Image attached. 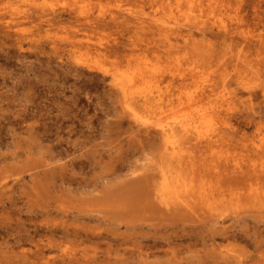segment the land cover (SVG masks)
Returning a JSON list of instances; mask_svg holds the SVG:
<instances>
[{"label": "rangeland", "instance_id": "rangeland-1", "mask_svg": "<svg viewBox=\"0 0 264 264\" xmlns=\"http://www.w3.org/2000/svg\"><path fill=\"white\" fill-rule=\"evenodd\" d=\"M6 1L0 0V7ZM50 1L46 0V2ZM9 2L12 3L15 0H9ZM62 2L61 0L54 1L57 9L55 13H58L54 18L49 15H44L45 18H37L36 8H34L33 3L40 5L41 0L28 4L26 9L25 7H20L19 10H25L26 14L12 11L13 7L17 6L16 3L12 6H7L6 4L4 9L2 8L0 11V14L4 15L1 17L0 22H7L10 25V35H4L3 29L0 27V189L2 188L0 195L3 193L1 195L3 197L0 196V264H30L20 253V250L24 248L26 254H30L32 246H29V242L13 244V241L19 235H27L36 227H38L36 229L41 234L44 231L46 232V227L57 231L58 228L60 230L66 227L68 222L69 227H72L71 223L74 221L82 223L86 230H83L82 233L86 232L91 236V241L96 242L94 238L102 232L100 233L101 236L98 235L99 237H96L98 242H101L99 246L102 249L108 248L109 245L111 246L109 249L111 251L117 249L116 251H118L119 255V257H116L117 259L126 257L121 254L122 252L125 253L132 248L135 250L136 248L133 246L140 245L145 250L146 247L144 245L147 244V249L149 247L152 250L148 249V251L153 254L144 261V264H176L182 262L185 264H204L202 262L209 264L213 260L211 261L210 258L205 259L204 257L205 261L201 260L202 257H199V255L202 256V251L204 253V249L201 251L202 245L206 243L207 246L204 245V247L209 250L212 248V245L209 244L215 242L218 246L216 248L224 255H226L225 252H229L228 254L230 255L232 253L228 251L230 249H237L240 254L238 264H264L263 176L262 178H256L250 174V179L242 177L241 180V176H237L236 178L238 179H236L232 176V173H230L232 177L226 179L224 176L226 174L225 171L221 172L224 177L222 175V177L214 175L216 166L220 167V170H224L225 166L235 162L240 166H245L242 169H245L247 165L250 166V164L264 167V0H221L209 7L208 9H213L212 11L217 14L216 16L220 17L219 19L224 21V24H227V28L229 27L227 33H223L221 28L211 24V21L199 27H189L185 21L186 23L180 24L179 27L175 28L178 33L175 30V32L170 34V43L174 45L171 50L177 51L176 56H192L193 59H198L200 62H207L209 59L215 58L220 60V63L222 62L223 66L221 67L226 70L223 72V75L225 74V86L220 80L215 83L229 102L228 105L223 107L221 120L216 124L217 129L213 132L216 136L211 137L209 140L200 139V142L194 138L190 139L185 144L184 155L185 161L191 170H196V173L201 171L199 174L201 176L205 175V177H199L202 182L197 180L198 177H193L194 184H202L206 190L221 184L222 188L228 186L229 190L233 188L236 191L237 189V196H239V199H235L236 202L233 200L235 203L223 202L222 204L210 205L209 207L211 208L206 207L203 203L196 202L197 200H193L194 203L191 202L192 204H190L192 205V210L186 212L178 209L182 212H175L177 215L182 214L184 218L181 219L182 222L175 217L174 212L168 211L167 213L166 208L160 209L157 201L155 202L151 198L147 200L144 198L143 200V195L140 197L141 199L139 198L140 204L131 205V212H127L129 207L125 211V208H120L117 206L119 204L116 201L111 200L117 198L116 190H111L120 184L126 183V181H130L128 179L129 174L131 176L133 174L136 178L138 176L135 175L137 174L135 172L139 173L141 171L143 174L142 168L145 167V170L148 166L153 165L157 167L161 161L159 155L160 138L156 133L157 128L148 127L150 134L146 135L141 131L144 128L146 129V127H138L137 129L140 130V133L136 136L140 137L141 141L131 136L130 129L133 128L135 130V125L137 124L132 123L125 114L121 116L120 95L111 86L109 74L114 71L115 67L125 63L124 54L133 52L136 54L137 61L140 55L144 56L145 54L154 63L157 60L153 55H157L159 57L158 63L160 64V61L164 59L163 64H165L167 61L165 56L168 55V50L165 48L166 44L164 43L167 41L158 34L156 21L161 20L167 13V0H118V3L117 0H78V5L83 6L82 9L85 8V10L83 9L87 12L85 13L88 14L90 12L89 14H92L89 16L88 21L83 16L73 12V9L68 4L64 5ZM112 10L115 14H123L124 17L121 16V18H116L115 20L110 19L112 17L111 13H113ZM24 15L26 18H24ZM7 17L9 20H6ZM148 18L152 20H148ZM10 19L12 22H10ZM46 20L49 21L46 22ZM83 21H85V24ZM13 22L15 23L14 25ZM104 22H108L107 26ZM79 23L81 25H78ZM23 24H26L27 28ZM185 24L188 26L187 28ZM16 27L18 28L16 29ZM76 28H81V30L79 29V31ZM93 30L96 31L94 32ZM14 33L17 36H14ZM45 33L48 34V38L45 37ZM84 33H86V36ZM187 34H191V36L188 37ZM65 36H68L69 39L74 38V40H77L80 38L78 39L79 41L84 40L81 41L83 43L80 44L79 49L73 51L70 57L68 50H71V47H65L63 42ZM52 38H55V42L58 43L56 50L51 43L49 44ZM192 39L195 40L194 43H192ZM16 41L19 42V45ZM91 41L97 42L92 43ZM104 45L107 46V49H105ZM209 46L216 48V50H208L209 54L206 55L204 54V49ZM115 51L116 53H114ZM210 51H212L211 54ZM214 51L219 54H213ZM232 52L233 54H231ZM237 53L242 54L241 56H244L247 60L244 57L242 58L249 61L251 66L247 62H243L240 69L242 65L243 68L235 71L237 67L235 70L233 68L237 60L234 58ZM156 62L155 65H159ZM121 68L123 69L124 66H121ZM257 70L260 72H257ZM227 71L228 73H226ZM218 72L221 73V69ZM169 79L168 77L161 86L164 89H162L163 92L169 91L171 94L178 90L176 81L178 77H174L173 81H168ZM256 80L258 81L256 82ZM223 87H225L224 90L222 89ZM165 95H168V93H165ZM139 113L145 114L142 109H139ZM150 114L159 116L155 112ZM152 116L148 117L152 120ZM141 134L143 135L142 138ZM146 136L148 138H145ZM143 138L151 139L152 141L144 140ZM68 159L71 160L69 161ZM66 162L69 164L67 165ZM72 162L74 165H71L73 164ZM149 162L151 165H148L150 164ZM61 165L65 166L62 167ZM231 166L227 168L230 170ZM250 167H248L249 173H253V166L251 165ZM52 171L54 172L51 174L50 172ZM62 171L63 173H61ZM141 173L139 176L142 175ZM133 176L132 178H134ZM32 177L34 179H31ZM235 179L237 181L240 179V181L237 182ZM243 179L247 181L245 182ZM83 181L86 182L84 183ZM253 183L254 185H252ZM235 184H237V187L234 186ZM240 184L245 185V187L242 186L240 189ZM87 186L92 196L89 194ZM223 192L225 193V191ZM95 195L99 198L94 197ZM243 195L246 197L244 198ZM249 195L256 201H250L252 198ZM92 198L93 201L91 200ZM31 201L33 204H31ZM151 201L154 202L153 206ZM155 205L158 211L153 209ZM150 206H152V209H150ZM147 208L149 211L146 210ZM180 208L182 207L180 206ZM37 211H39L38 214ZM163 211L164 215L168 216H164ZM80 215L86 218L83 219ZM27 217L31 218V220L27 219ZM97 217L102 218L98 219ZM200 217L205 219L206 222L209 220V222L203 226L202 221L204 220L202 218L201 223L198 222ZM103 218L110 221V223L106 221L109 224L107 225L108 227ZM45 222H47V225ZM187 222L190 225L198 222L203 229L200 226L196 227L198 224L186 227L188 225H186ZM98 223L99 227L97 226ZM37 224L42 225L37 226ZM53 224L56 225L57 229ZM182 224H185V226ZM212 224L216 228L226 226L228 230H223L227 233L221 229L219 231H223L225 235L223 236L219 232L212 239L210 235L213 234V232L211 233L213 230L211 228L213 227ZM68 225L66 228L70 230ZM42 226H44V229L41 230ZM180 228L182 230H179ZM198 228L200 231L202 229V233H206L200 235L209 236L210 240H208L209 238H201ZM189 229L197 230L195 236L196 239L199 238L197 239V244L193 240L190 242L195 244V247L189 245L192 247V249L190 247L191 250L189 249L191 252L188 249L186 250L189 247L186 246L189 243V238L188 234H184L188 233ZM239 229H242L243 233L241 231L240 233ZM243 230H247V234ZM230 231L235 232L231 233ZM136 232L138 233L135 235L134 233ZM139 232L145 233V235L142 234L141 237ZM249 232L250 235L248 234ZM120 233L122 234L119 235ZM11 234L12 237L10 236ZM113 234L115 237L116 235L119 236H117L119 241H109L111 240L109 238L114 237H110ZM254 235H256V239H253ZM122 236L123 238L127 237L120 239ZM162 236L164 239H169L170 244H166L167 241H162ZM217 236H220L221 239L223 238L222 241L227 238L232 239L222 242ZM100 237H103L104 240ZM142 238H144V241ZM246 238L248 239L246 240ZM131 239L134 240V245H131L133 244ZM146 239L149 241H145ZM214 239L215 241H211ZM122 240L124 242L127 241L125 242L127 245H122V243L124 244ZM216 240L220 241L217 242ZM233 241L234 243H232ZM163 243L166 246L157 247V244L163 245ZM172 243L177 244V246ZM92 246L86 250L90 252L91 250L89 249ZM240 247L246 251H242V249L240 252ZM79 249H75L72 246L68 247V245L67 247L62 246L60 250L55 249L50 251V253L47 252V256L53 258L52 264H61L60 261L71 253H76L77 258L81 253ZM101 251L102 254L100 253L98 256L101 259H105L106 252L104 249ZM141 251L143 253V250ZM164 252H167V254ZM238 253L233 252L234 256H237ZM196 255L197 257H195ZM197 259H200L201 262L195 263ZM230 260L232 261L230 263L234 264L237 259ZM220 262L221 260H219ZM36 263L39 264L38 262ZM100 264L109 263L102 262Z\"/></svg>", "mask_w": 264, "mask_h": 264}, {"label": "bare ground", "instance_id": "bare-ground-1", "mask_svg": "<svg viewBox=\"0 0 264 264\" xmlns=\"http://www.w3.org/2000/svg\"><path fill=\"white\" fill-rule=\"evenodd\" d=\"M53 1V2H52ZM54 1L56 0H51L50 2H46V0H41V4L40 5H36L34 4L33 2H36V0H15V2H9V0H7L5 2L4 5L7 4V6H12L13 4L16 3L17 6L13 7L12 11L14 12H18V13H27L25 10L23 11H20V7H25V9L27 8L26 6H28V4H32L33 3V6L34 8H36V15H37V18H41V17H44V15H49L50 17L54 18L55 16H57V14L55 13V11H57L56 7H55V3ZM80 1V0H79ZM204 1H206L204 3ZM218 1H221V0H174V1H170V0H167V7H168V11L167 13L163 14L164 17H162L161 20H158L156 21L157 22V26H158V31H159V35L162 36V39L166 40L167 42H163L164 44H166V49L168 50V55L165 56L166 57V62L165 64L164 63V59L160 61V64L158 63L159 60H158V56L157 55H153V57L156 58L157 62L159 65H155V62L152 63V61H150L148 59L147 56H139L138 58V61L136 59V54L135 52L131 53V54H124L123 57L125 58V63L121 66H124V68L120 69L121 66L119 67H115L110 74V84L111 86L119 93L120 95V108H121V113L119 111V113L121 114V116H124L122 114H125L126 116L129 117V119L132 121V123H136L137 125L135 130L133 128L130 129L131 131V136H134L136 137V140H139L141 141L140 137L136 136V135H139L140 133V130L137 129L138 127L140 126H143L146 127V129L144 128L143 130H141L144 134L148 135L150 134L149 130L147 129L148 127H156V133L159 135V155L161 157V161L159 163V165L156 167L153 166H148V165H151L148 164L147 167L145 170L144 168H142L141 170L143 171V174L141 173V171L138 172H135L137 174L138 177L135 178V176H132L134 178H132L131 174H129L130 176H128L130 179V181H126V183L124 184H120L118 185L117 187H115V189L113 188L111 191L113 190H116L117 194H116V197L115 200L114 199H111L113 201H116L117 206H119L120 208H125V211L127 210V207H129V209L127 210V212H131V209H132V204H136V203H139V198L143 195V200L145 198V200H147L148 198H151L152 200H154L155 202L157 201L158 204H159V208H166L167 210V213L168 211L169 212H174L173 214H175V212L179 211V212H182L181 210H185L186 212H188L189 210H192V204L191 202L194 203L193 200H197L196 202H200V203H203V205L205 204V206L209 207L210 205H217V204H222L223 202L225 203H233L235 201V199H239V196H237V189L236 191H234V189H228L226 186V188H222V185H218V186H215L214 188L212 189H209V190H206V188L203 187L202 184H194L193 182V177H198L197 180H199L200 178L199 177H205V175L203 174L201 176V174H199L201 171H199V173H196L195 171L196 170H191L190 167L188 166L187 162L185 161V144L190 140V139H196V141L200 142V139L201 140H209L211 137H215L216 134H214L213 132L217 129L216 127V124L221 120V117H222V110H223V107H225L226 105H228V101L227 99L225 98V95L224 93H222L218 87L219 86H216L215 83H217V80H220V82L222 83L223 82V86H225L226 83H224V79H225V74L223 75V72L226 71L225 68L223 69V64L222 62L220 63V60L218 59H215V58H212V59H209L207 62L203 59V61L205 62H200L198 61V59H193L192 56H188V57H178L176 56V53L177 51H173L171 50L174 45L170 43V34H172L173 32H175V28L179 27L180 24H184V23H188V26L189 27H199V26H203L205 24H207L209 21H211V24L213 25H216V27L218 28H221V30L223 31V33H227L228 31V28H227V24H224V21L220 20L218 18V16H216L217 14L215 12H213L212 10L213 9H208L209 7H211L214 3L218 2ZM39 2V1H38ZM62 2V0H61ZM98 2V1H97ZM96 2V3H97ZM172 2V3H171ZM11 3V4H10ZM58 3V2H57ZM95 3V2H94ZM117 3H118V0H117ZM204 3V4H203ZM60 4V2H59ZM58 4V5H59ZM62 4H68V6L70 8L73 9V12H76L78 15H81L83 16V18L85 20H89V16L92 15V14H89L90 12V9H89V13L86 14L87 12L84 11L85 8L82 9L83 6H79L78 5V0H64L62 2ZM2 6L0 7V11L1 9L5 6ZM21 5V6H20ZM84 5V4H83ZM115 5V4H114ZM205 5H206V8H205ZM60 6H63V5H60ZM87 6V5H86ZM98 7V6H97ZM106 7V6H105ZM104 7V8H105ZM12 8V7H11ZM29 8V7H28ZM38 8V9H37ZM57 8H59L57 6ZM64 9V8H63ZM62 9V10H63ZM94 9V8H93ZM119 9V8H118ZM33 10V9H32ZM35 10V9H34ZM87 10V9H86ZM96 10V9H95ZM102 10V9H101ZM120 10V9H119ZM30 11V10H29ZM71 11V10H70ZM103 11V10H102ZM126 11V10H125ZM46 12V13H44ZM86 12V13H85ZM96 12V11H95ZM98 12V11H97ZM113 12V10H112ZM3 13V12H2ZM7 13V12H6ZM34 13V12H33ZM106 13V11H105ZM16 14V13H15ZM101 14V13H100ZM112 14V17H110V19H113L115 20L116 18H121V16L124 17L123 14H115L114 12L111 13ZM125 14V13H124ZM10 15V14H9ZM14 15V13H13ZM18 15V14H17ZM94 15V14H93ZM102 15V14H101ZM104 15V14H103ZM4 16L2 14H0V21H1V17ZM19 16V15H18ZM22 16V15H21ZM46 16V17H47ZM135 16V15H134ZM9 17V16H8ZM7 17L6 20H9ZM16 17V16H15ZM59 17V16H58ZM99 17V16H98ZM143 17V16H142ZM20 18V17H18ZM24 18L25 15H24ZM45 18V17H44ZM104 18V17H103ZM102 18V19H103ZM22 19V18H21ZM92 19V17H91ZM97 19V18H96ZM137 19V18H136ZM139 19V18H138ZM147 19V18H146ZM151 19V18H148V20ZM19 20V19H18ZM122 20V19H121ZM141 20V19H140ZM152 20V19H151ZM154 20V19H153ZM4 21V20H3ZM21 21V20H20ZM23 21V20H22ZM49 21V20H46V22ZM57 21H58V18H57ZM99 21V20H98ZM136 21V20H135ZM186 21V22H185ZM10 22L11 19H10ZM42 22V21H40ZM51 22V21H50ZM60 22V21H59ZM62 22V21H61ZM75 22V21H74ZM84 24H85V21H83ZM102 22V21H101ZM99 22V23H101ZM150 22V21H149ZM154 22V21H153ZM18 23V22H16ZM33 23V22H32ZM78 23V22H77ZM91 23V22H90ZM89 23V24H90ZM94 23H96L94 21ZM103 23V22H102ZM106 23V22H104ZM108 23V22H107ZM107 23H106V26H107ZM15 23L13 22V25ZM21 24V23H20ZM41 24V23H40ZM50 24V23H49ZM12 25V26H13ZM24 27H26V24H23ZM30 25V24H29ZM35 25V24H34ZM37 25V24H36ZM78 25H81L80 23ZM83 25V24H82ZM94 25V24H93ZM98 25V24H97ZM96 25V26H97ZM150 25V24H149ZM77 26V25H76ZM100 26V25H98ZM156 26V24H155ZM186 28L188 27L186 24H185ZM0 27L3 29V34L4 35H10V25L9 23L7 22H0ZM15 27V26H14ZM20 27V26H19ZM82 27V26H81ZM88 27V25H87ZM91 27V25H90ZM146 27V25H145ZM18 27H16L17 29ZM27 28V27H26ZM86 28V27H85ZM95 28V27H94ZM139 28V26H138ZM143 28V27H142ZM157 28V27H156ZM42 29V28H41ZM46 29V28H45ZM77 30H81V28H76ZM75 29V30H76ZM91 29V28H89ZM148 30V28H146ZM76 30V32H77ZM79 30V31H80ZM88 30V29H87ZM92 30V29H91ZM146 30V31H147ZM153 30V29H152ZM188 30V29H187ZM25 31V29H24ZM46 31V30H45ZM66 31V30H65ZM90 32V30H88ZM87 31V32H88ZM94 32L96 30H93ZM145 31V30H144ZM177 31V30H176ZM191 31V30H190ZM203 31V30H202ZM47 32V31H46ZM156 32V31H155ZM178 33V31H177ZM67 34V33H66ZM72 34V33H71ZM157 34V36H158ZM16 34L14 33V36ZM45 37H49L48 34L45 33ZM76 35V34H75ZM84 35L86 36V33H84ZM188 37L191 36V34H187ZM17 36V35H16ZM74 36V35H73ZM5 37V36H4ZM62 37V36H61ZM60 37V39H62ZM17 38V37H16ZM76 38V37H75ZM182 38V37H181ZM185 38V37H183ZM193 38V37H191ZM198 38V37H197ZM196 38V39H197ZM35 39V38H34ZM59 39V40H60ZM77 39V38H76ZM80 39V38H78ZM74 40V38H71L69 39L68 36H65L63 38V42L65 43V47L66 46H70L71 47V50H68V55L70 57V55L73 53V51L79 49V46L81 43V41H84V40ZM82 39V38H81ZM154 39V38H153ZM156 39V38H155ZM199 39V38H198ZM203 39V38H202ZM65 40V41H64ZM26 41V40H24ZM87 42V40H85ZM199 41H202V40H199ZM204 41V40H203ZM206 41V40H205ZM17 44L19 45V42L16 41ZM32 42V41H31ZM92 42V41H91ZM97 42V41H96ZM96 42H92V43H96ZM195 40L192 39V43H194ZM197 42V40H196ZM34 43V42H33ZM52 44V47L55 49L56 46L58 47V43L55 42V38H52L51 41H49V44ZM60 43V42H59ZM106 43V42H105ZM158 43V42H157ZM200 43V42H199ZM210 43V42H209ZM28 44V43H26ZM98 44V43H97ZM104 44V43H103ZM102 44V45H103ZM107 44V43H106ZM207 44V43H206ZM63 45V44H62ZM61 45V46H62ZM92 45V44H91ZM100 45V44H98ZM101 45V46H102ZM159 45V43H158ZM198 45V44H197ZM235 45V44H234ZM202 46V45H201ZM104 47H106L105 49H107V46L104 45ZM186 47V46H184ZM206 47V46H205ZM22 48V47H21ZM51 48V47H50ZM86 48V47H85ZM88 48V47H87ZM96 48V47H95ZM103 48V47H102ZM110 48V47H109ZM163 48V46H162ZM92 49V47H91ZM104 49V50H105ZM165 49V50H166ZM201 49V48H200ZM216 50V48L212 47V46H209L207 49H204L205 50V53L204 54H209L208 53V50ZM227 49V48H226ZM233 49V48H232ZM20 50V49H19ZM56 50V49H55ZM94 50V49H92ZM103 50V49H102ZM166 50V52H167ZM97 51V50H96ZM81 52V50H80ZM160 52V51H159ZM179 52V50H178ZM212 51H210V54H211ZM218 52V51H217ZM235 52V51H234ZM79 53V52H78ZM89 53V52H88ZM113 53V52H112ZM116 53V51L114 52ZM113 53V54H114ZM138 53V52H137ZM174 55H173V54ZM180 53V52H179ZM196 53V52H195ZM143 54V53H142ZM215 55H218L219 53H214ZM233 54V52L231 53ZM139 55V54H138ZM173 55V56H172ZM225 55V53H224ZM230 55V54H229ZM242 54L240 53H237L235 55V58L237 60L236 62V65L234 67V64H233V69L235 70L236 67L237 69L235 71H239L243 68V65H242V68L240 69L241 67V63L243 64V62H247L249 63V61H246L247 59L244 57V56H241ZM88 56V55H87ZM102 56V55H101ZM157 56V57H156ZM172 56V57H171ZM184 56V55H183ZM212 56V55H210ZM233 56V55H232ZM230 57V56H229ZM244 57V58H242ZM162 58V57H160ZM90 59V58H89ZM88 59V60H89ZM222 59V58H221ZM230 59V58H229ZM224 61V60H223ZM228 61V60H227ZM121 62V61H120ZM224 63V62H223ZM250 64V63H249ZM247 64V65H249ZM225 65V64H224ZM251 66V64H250ZM231 68V66H230ZM252 68V67H251ZM221 69V73L218 72L220 71ZM250 69V68H249ZM108 70V69H107ZM109 71V70H108ZM107 71V72H108ZM232 71V69H231ZM259 70H257L258 72ZM230 72V71H229ZM250 72H251V69H250ZM255 72V74L257 73ZM260 72V71H259ZM228 73V71L226 72ZM246 73V71H245ZM254 74V73H253ZM254 74V75H255ZM234 75V74H233ZM244 75V74H243ZM249 75V74H248ZM258 75V74H256ZM237 76V75H236ZM242 76V75H241ZM170 78L168 81H173L174 77H178V80L177 83H178V87H177V91L174 92V93H171L169 91L167 92H163L162 91V86L161 84L165 82V80L167 78ZM214 78V79H213ZM250 78V77H249ZM213 79V80H212ZM258 80H256L257 82ZM261 81H263V79H261ZM219 82V83H220ZM228 82V81H227ZM264 83V81H263ZM228 84V83H227ZM262 86V84H260ZM264 85V84H263ZM166 88V87H165ZM218 89V90H217ZM223 90L225 89V87L222 88ZM164 90V89H163ZM175 90V89H174ZM228 90V89H226ZM165 93H168V95H165ZM230 93V92H229ZM227 96V95H226ZM166 98V99H164ZM119 103V102H118ZM165 103V104H164ZM169 105V106H168ZM139 109H142L143 112H145V114H140L139 113ZM153 113L155 112V114H158L159 116H155V115H151L150 113ZM148 114V116H152V120L146 116ZM131 123V122H130ZM127 125V123H126ZM128 127V126H127ZM152 129V128H151ZM153 130V129H152ZM134 131H136V133H134ZM152 133V132H151ZM155 133V134H156ZM142 134H141V138H142ZM145 138H148L147 136ZM143 138L144 140H150L152 141L151 139H145ZM154 138V137H153ZM48 139V138H47ZM133 139V138H132ZM158 142V141H157ZM156 151V150H155ZM158 154V153H157ZM147 158V157H146ZM151 158V157H150ZM149 159V158H147ZM69 160V159H68ZM71 160V159H70ZM69 160V161H70ZM146 160V159H145ZM149 161V160H147ZM151 161H154V160H151ZM73 163V162H72ZM147 163V162H146ZM65 164V163H63ZM66 164L68 165L69 163L66 162ZM65 164V165H66ZM71 164V163H70ZM158 164V162H157ZM167 164V165H166ZM64 165V166H65ZM71 165H74L71 164ZM145 165V164H144ZM165 165V166H164ZM233 165V166H231ZM231 165V168L230 170L227 168L229 166H225L224 167V170H220L218 166H216V172L214 173V175H218V176H223V174H221V172H224L226 174H224V176L227 178L230 179V177H234L236 178L237 176H241V180H242V177H248L250 179V174H252V176H255L256 178L257 177H260L264 178V175H261V174H264V167H262V165H254V164H250V166L252 165L253 166V169H252V172L253 173H249V168H251L249 165L246 166L245 169H242L244 168L243 166H240L237 162L235 163H232ZM62 166V165H61ZM60 166V167H61ZM62 166V167H64ZM240 166V167H239ZM234 167V168H233ZM249 167V168H248ZM258 167V168H256ZM38 168V167H37ZM55 168V166H54ZM67 169V168H66ZM61 170V169H60ZM156 170V172L154 173V171ZM40 171V170H39ZM56 171V170H55ZM64 171V170H63ZM63 171L61 173H63ZM41 172V171H40ZM43 172V171H42ZM54 171L50 172L51 174L53 173ZM50 173H49V176H50ZM131 173V172H130ZM142 174L141 176H139V174ZM232 173L233 175L230 176ZM37 174V173H36ZM68 174V173H67ZM81 175V173H80ZM6 176V175H4ZM63 176V175H62ZM221 176V177H222ZM223 176V177H224ZM2 177V176H1ZM31 177V176H30ZM53 177V175H52ZM81 177V176H80ZM79 177V178H80ZM55 178V177H54ZM127 178V177H126ZM31 179H34L33 177ZM63 179V178H62ZM68 179H70V177H68ZM83 179V177H82ZM86 179V178H85ZM232 179V178H231ZM238 179V178H236ZM235 179V181H237ZM259 179V178H258ZM50 180V179H49ZM65 180V179H64ZM244 180V179H243ZM257 180V179H256ZM200 182H202V180H199ZM240 181V179H239ZM237 181V182H239ZM245 181V180H244ZM247 181V180H246ZM245 181V182H246ZM3 182H5L3 180ZM67 182V181H66ZM72 182V180H71ZM84 182V181H83ZM81 182V183H83ZM86 182V181H85ZM84 182V183H85ZM80 183V184H81ZM79 184V185H80ZM219 184V183H218ZM232 184V183H231ZM257 184V183H256ZM8 185V183H7ZM11 185V184H10ZM84 185V184H83ZM241 185V184H240ZM249 185V184H248ZM247 185V186H248ZM254 185V183L252 184ZM260 185V184H259ZM2 186H5V185H2ZM1 186V187H2ZM198 186V187H197ZM225 186V185H224ZM235 187H237V184L234 185ZM233 186V187H234ZM242 186L245 187V185H241L240 186V189L242 188ZM11 187V186H10ZM231 187V186H229ZM260 187V186H259ZM2 189V188H1ZM0 189V190H1ZM79 189H80V186H79ZM87 189L89 191V188L87 186ZM86 189V190H87ZM255 189V188H254ZM5 190V189H4ZM11 190V188H10ZM14 190V189H13ZM37 190V189H36ZM85 190V191H86ZM110 190V189H108ZM107 190V192H108ZM243 190H245L243 188ZM250 190V189H249ZM38 191V190H37ZM82 191V190H81ZM225 191V193L223 192ZM245 192V191H244ZM35 193V192H34ZM88 193V192H87ZM241 193V192H240ZM251 193V192H250ZM249 193V194H250ZM256 193V192H255ZM258 193V192H257ZM3 194V193H2ZM1 194V195H2ZM89 194H90V191H89ZM226 194V195H225ZM252 194V193H251ZM0 195V196H1ZM36 195H37V192H36ZM92 196V194H90ZM247 196V194H245ZM255 195V194H254ZM258 195V194H257ZM38 196V195H37ZM245 196V197H246ZM251 196V195H249ZM3 197V196H1ZM94 197H98V196H94ZM110 197V196H109ZM114 197V196H113ZM112 197V198H113ZM244 197V195H243ZM244 197V198H245ZM255 197V196H254ZM257 197V196H256ZM259 197V196H258ZM11 198V197H10ZM94 198V199H96ZM99 198V197H98ZM97 198V199H98ZM250 198H252V200L250 201H253L255 199H253V197L251 196ZM12 199V198H11ZM110 199V198H109ZM141 199V198H140ZM158 199V200H157ZM241 199V197H240ZM36 200V199H35ZM93 201V198L91 199ZM234 200V201H233ZM259 200V199H258ZM2 201V200H1ZM12 201V200H11ZM150 201V200H149ZM232 201V202H231ZM238 201V200H237ZM240 201V200H239ZM246 201H248V199H246ZM256 201V200H255ZM3 202V201H2ZM8 202V201H7ZM34 202V201H33ZM95 202V201H94ZM152 203V206L154 204L153 201H151ZM236 202V201H235ZM234 202V203H235ZM9 203V202H8ZM13 204V203H12ZM31 204L32 201H31ZM30 204V205H31ZM140 204V203H139ZM144 204V203H143ZM150 204V203H149ZM150 204V205H151ZM208 204V205H207ZM36 205V204H35ZM163 205V206H162ZM150 206V209H152ZM162 206V207H161ZM180 206L182 208H180ZM14 207V206H13ZM28 207V206H27ZM33 208H35V206L32 205ZM135 207V206H134ZM137 207V206H136ZM140 207V205H139ZM172 207V208H171ZM179 207V208H178ZM217 207V206H216ZM30 208V207H28ZM186 208V209H185ZM211 208V207H209ZM212 208H215V207H212ZM12 209V208H11ZM38 209V208H37ZM144 209V208H142ZM155 211H158L157 210V207L155 205V208H153ZM178 209H181V210H178ZM137 211V209H135ZM147 211L148 208L146 209ZM19 211V209H18ZM27 211V210H26ZM31 211H32V208H31ZM36 211V210H35ZM134 211V210H133ZM132 211V212H133ZM142 211H145V210H142ZM154 211V213H156ZM33 212H34V209H33ZM39 211H37V214H38ZM42 212V210H41ZM186 212H183V213H186ZM32 213V212H30ZM149 213V212H148ZM160 213V212H158ZM157 213V214H158ZM29 214V213H28ZM33 214V213H32ZM159 215V214H158ZM163 215H164V211H163ZM166 215V214H165ZM164 215V216H165ZM35 216V214H34ZM78 216V215H77ZM81 216V215H80ZM89 216V215H87ZM91 216V215H90ZM93 216V215H92ZM168 216V215H166ZM83 218V216H81ZM95 217V216H94ZM175 217L181 221V219L183 218L182 214L181 215H177L175 214ZM203 217V216H202ZM200 217L199 221H198V218H197V221L200 222L202 221ZM86 218V217H84ZM83 218V219H84ZM89 218V217H88ZM98 219L100 217H97ZM102 218V217H101ZM100 218V219H101ZM165 218V217H164ZM27 219L31 220V218H28ZM79 219V218H78ZM81 219V218H80ZM184 219V218H183ZM203 219V218H202ZM94 220V219H93ZM96 220V219H95ZM103 220L107 221V219L105 220L103 218ZM204 221L203 222V226H205L208 222H206L205 219H203ZM83 221V220H82ZM97 221V220H96ZM109 221V220H108ZM107 221V222H108ZM192 221V220H191ZM190 221V222H191ZM211 221V220H210ZM98 222V221H97ZM96 222V223H97ZM182 222V221H181ZM197 222V224H198ZM47 222H45L46 224ZM69 223V222H68ZM68 223L66 224V227L68 225ZM110 223V221H109ZM112 223V222H111ZM201 223V222H200ZM199 223V224H200ZM245 223V222H244ZM5 224V223H4ZM9 224V223H8ZM30 224V223H28ZM61 224V223H59ZM73 226L72 227H68L70 228V230H68V228L66 227H63L59 230L56 231L52 228H49V227H46V232L44 231L42 234L40 233V231L38 232V230L36 228H33V230H31V233L30 230H29V234L27 235H19L14 241H13V244L16 245V243H26V242H29V246H32L30 249H31V252L29 255L26 254V251L23 249L20 250V253L22 254L23 258L24 259H27L28 260V263L30 264H37L36 262H38L39 264H52L53 263V258H49L47 256V252L50 253V251L52 250H60V248L62 246H65L68 247L69 246H72L74 247L75 249L76 248H80L79 250L81 251L80 255L76 258V253H71L68 257H65L63 258L60 262L61 264H100L102 262H108L109 264H141L143 262L144 264V261L150 257V255H152L153 253H150V250L149 247L148 249L150 251H148L147 249V244L144 245L146 248L145 250L143 248H141L142 246L140 245H136V246H133L134 248H136L135 250L132 248L131 250L125 252V253H121L122 255H125L126 257L125 258H120V259H117L116 257H119L118 255V251H116L117 249H113V251L109 250L111 248V246L108 245V248L105 247V248H102L99 246V243L98 242V238L96 239V237H99L98 235H100V232L94 239L96 242L94 241H91V236H89L85 231L84 229V226L82 225V223L80 222H72L71 223ZM101 224V223H100ZM188 224V222L186 223V225ZM197 224H192L193 226L197 225ZM197 225L196 227L200 226V225ZM216 224V223H214ZM214 224H212L213 227H210L213 228V230L211 231V233L213 232V234H210L211 235V238L213 239L214 238V235L216 236V234H219V230H223V229H227L226 226H221L216 228L214 226ZM40 225V224H37V226ZM42 225V224H41ZM40 225V226H41ZM47 225V224H46ZM52 225V223H51ZM55 225V224H53ZM64 225V224H63ZM99 225V223L97 224V226ZM109 225L106 223V226ZM185 226V224H182ZM190 224H188L186 227H188ZM192 225H190L192 227ZM202 225V224H201ZM209 225V224H208ZM246 225V223H245ZM263 225V224H262ZM4 226V225H3ZM35 226V225H34ZM61 226V225H60ZM59 226V227H60ZM8 227V225H7ZM10 227V226H9ZM44 226H42L41 230L44 229L43 228ZM54 227V226H52ZM56 227V225H55ZM91 227V226H90ZM99 227V226H98ZM108 227V226H107ZM201 227V226H200ZM225 227V228H224ZM26 228V227H25ZM29 228V227H28ZM27 228V229H28ZM31 228V227H30ZM65 228V229H64ZM92 228V227H91ZM202 228V227H201ZM1 229V227H0ZM12 229V228H11ZM24 229V228H23ZM57 229V227H56ZM184 229V228H183ZM203 229V228H202ZM202 229L201 231L199 230L198 228V232L199 235L200 234H204L205 232L202 233ZM205 229V228H204ZM244 229V228H242ZM242 229H239L238 231L240 232ZM263 229V228H262ZM83 230H85L84 232L85 233H82ZM94 230V229H93ZM91 230V231H93ZM105 230V229H104ZM179 230H182L181 228ZM228 230V229H227ZM229 230H231L229 228ZM7 231V230H6ZM19 231V230H18ZM95 231V230H94ZM186 231V230H184ZM206 231V230H204ZM224 231V230H223ZM220 232L223 236L225 235V233ZM244 231V230H243ZM247 231V230H246ZM245 232V234H247ZM10 232V230H9ZM24 232V231H23ZM209 232V231H208ZM207 232V233H208ZM226 232V231H224ZM231 232V231H230ZM228 232V233H230ZM233 232V231H232ZM231 232V233H232ZM235 232V231H234ZM233 232V233H234ZM242 232V231H241ZM240 232V233H241ZM11 233V232H10ZM9 233V234H10ZM138 232L134 233L135 235L137 234ZM177 233V232H176ZM175 233V234H176ZM197 233V230H194V229H189L188 233H184L185 235L188 234V242L186 244V246H189V245H192V247L195 245L194 242L193 244L190 243L193 241H196L195 243L197 244V238L196 239V236L195 234ZM227 233V232H226ZM230 233V234H231ZM243 233V232H242ZM122 233H120L119 235H121ZM130 234V233H129ZM139 234L141 235L142 237V234L145 235V233H140ZM159 234V233H158ZM161 234V233H160ZM182 234V233H181ZM183 234V235H184ZM206 234V233H205ZM220 234V236H221ZM229 234V236H230ZM250 235V232L248 233ZM260 234V233H258ZM7 235V234H6ZM17 235V234H15ZM92 235V234H91ZM93 235H96V234H93ZM123 235H126V234H123ZM139 235V236H140ZM150 235V234H149ZM148 235V236H149ZM198 235V234H197ZM198 235V236H199ZM208 235V234H207ZM228 235V234H227ZM242 235V234H240ZM12 237V234L10 235ZM101 236V235H100ZM102 236H104L102 234ZM114 236L111 235L110 237ZM118 235H116V237L114 236L113 238H109L111 240H109L110 242H114V241H119L118 240ZM132 236V235H131ZM147 236V235H146ZM145 236V238H146ZM164 236V235H163ZM162 236V238H163ZM220 236H217V238ZM256 235H254L253 239H256L255 238ZM5 237V236H4ZM7 237V236H6ZM9 237V236H8ZM127 237V236H126ZM124 237V238H126ZM156 237V236H155ZM170 237V236H169ZM175 237V236H174ZM177 237V235H176ZM200 237L203 239L205 238H209V236H201ZM236 237V236H234ZM250 237V236H249ZM248 237V238H249ZM101 239H103V237H100ZM123 236L120 238V239H124ZM135 238V237H134ZM148 238V237H147ZM151 238V237H150ZM171 238V237H170ZM225 238H227L225 236ZM231 238V237H230ZM246 238V240L248 239ZM130 239V238H129ZM127 239V240H129ZM149 239V238H148ZM153 239V238H152ZM172 239V238H171ZM178 239H179V236H178ZM176 239V240H178ZM183 239V237H182ZM187 239V237H186ZM221 239V238H220ZM223 239V238H222ZM221 239V241H222ZM229 238L225 239L228 241ZM232 239V238H231ZM229 239V240H231ZM93 240V239H92ZM104 240V239H103ZM107 240V239H106ZM133 240V239H131ZM130 240V241H131ZM141 240V239H140ZM142 240L144 241V238H142ZM157 240V238H156ZM155 240V241H156ZM185 240V239H184ZM202 240V239H200ZM210 240V238L208 239ZM224 240V241H225ZM235 240V238H234ZM124 242V240H122ZM121 241V242H122ZM136 241V240H135ZM145 241H149V240H145ZM160 241V240H159ZM158 241V242H159ZM162 241H167L166 244H170L169 242V239L167 238H163ZM182 241V240H181ZM186 241V240H185ZM211 241H215L214 240H211ZM211 241H208V242H211ZM217 241V240H216ZM220 241V240H218ZM217 241V242H218ZM222 241V242H224ZM226 241V242H227ZM256 241V240H255ZM8 242V241H7ZM6 242V243H7ZM103 242V241H102ZM120 242V243H121ZM127 242V241H125ZM124 244L122 243V245H127V244ZM133 244L131 245H134V240L132 241ZM131 242V243H132ZM203 242V240L201 241ZM199 242V243H201ZM207 242V243H208ZM221 242V243H222ZM12 243V242H11ZM136 243H138L136 241ZM144 243V242H142ZM150 243V242H149ZM153 243V242H152ZM160 243V242H159ZM178 243V242H177ZM179 243H180V240H179ZM178 243V245H180ZM198 243V244H199ZM205 243V242H204ZM234 243V241L232 242ZM249 243V242H248ZM254 243V242H253ZM4 245H6L5 243H3ZM10 244V243H9ZM12 244V245H13ZM28 244V243H27ZM26 244V245H27ZM87 244V245H86ZM104 244V243H103ZM102 244V245H103ZM173 244V243H172ZM171 244V245H172ZM203 244V243H202ZM217 244V243H216ZM215 244V242H211V244L209 245H212V248H208L209 250H207L205 246H207V244L205 243L204 245H202V249L201 251L204 249V253L202 251V256L199 255V257H202L201 260L203 259V257L206 259V258H210L211 259V263L212 264H231L230 263V259H237L236 261H234V264H238L239 261H238V258L240 256V254L238 253L239 251L237 249H230L228 251L232 252L230 253V255L228 254L229 252H225L226 255L222 254L218 248L217 245ZM14 245V246H15ZM89 245V246H88ZM93 245V246H92ZM111 245H115V244H111ZM117 245H120V244H117ZM121 245V246H122ZM150 245V244H148ZM154 245H155V242H154ZM165 243L160 244L158 245L157 244V247H160V246H163L164 247ZM170 245V246H171ZM174 246L177 244H173ZM23 246V245H22ZM28 246V245H27ZM90 246H92L89 250H91L90 252H88L86 249L89 248ZM116 246V245H115ZM166 246V245H165ZM173 246V247H174ZM257 246V245H256ZM118 247V246H117ZM179 247V246H178ZM191 246H189L188 248H186V250L190 249ZM191 247V249H192ZM195 247V246H194ZM33 248V249H32ZM127 248V247H126ZM171 248V247H170ZM182 248V247H181ZM240 252L241 250L243 249L242 247H240ZM12 249V248H11ZM104 249V251L106 252V258L105 259H101L100 256H98V254H102V251L101 250ZM123 249V248H122ZM128 249V248H127ZM164 249V248H163ZM183 249V248H182ZM185 249V248H184ZM190 249V250H191ZM222 249V247H221ZM120 250V249H119ZM143 250V253L142 251ZM177 250V248H176ZM179 250V248H178ZM189 250V251H190ZM194 250V248H193ZM206 250V251H205ZM15 251V250H13ZM145 251V252H144ZM158 251V250H157ZM182 251V250H181ZM199 251V250H197ZM219 251V252H218ZM242 251H246L245 249H243ZM174 252V251H172ZM178 252V251H177ZM175 252V253H177ZM191 252V251H190ZM233 252H237L238 255L234 256ZM248 252V250H247ZM16 253V251H15ZM167 254V252H164ZM169 253V252H168ZM244 253V252H243ZM154 254H155V251H154ZM228 254V255H227ZM233 254V255H232ZM17 255V254H16ZM172 255V254H171ZM194 255V254H193ZM18 256V255H17ZM63 256V255H62ZM242 256H244V254H242ZM246 256V255H245ZM194 257V256H193ZM197 257V255L195 256ZM198 257V258H199ZM230 257V258H229ZM235 257V258H233ZM181 258V257H180ZM189 258V257H188ZM192 258V257H191ZM247 258V257H246ZM251 258V257H250ZM21 259V258H19ZM195 259V258H194ZM205 259H203L205 261ZM240 259V258H239ZM23 260V259H22ZM30 260V262H29ZM133 260V262H132ZM149 260V259H148ZM173 260V259H172ZM200 259H197L195 260V263L197 262H201ZM219 260H221V262L219 263ZM20 261V260H19ZM35 261V262H34ZM175 261V260H174ZM210 261V260H209ZM208 261V262H209ZM194 262V261H192ZM232 262V261H231ZM248 262V261H247ZM246 262V263H247ZM176 263V262H175ZM204 264H206V262H202ZM209 263V264H211ZM60 264V263H59ZM176 264H185L184 262L182 263H176ZM248 264V263H247ZM252 264V263H251Z\"/></svg>", "mask_w": 264, "mask_h": 264}]
</instances>
